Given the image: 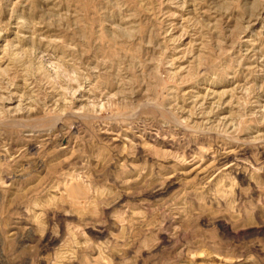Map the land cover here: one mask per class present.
Listing matches in <instances>:
<instances>
[{"label": "rangeland", "instance_id": "1", "mask_svg": "<svg viewBox=\"0 0 264 264\" xmlns=\"http://www.w3.org/2000/svg\"><path fill=\"white\" fill-rule=\"evenodd\" d=\"M0 264H264V0H0Z\"/></svg>", "mask_w": 264, "mask_h": 264}]
</instances>
